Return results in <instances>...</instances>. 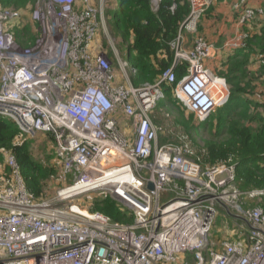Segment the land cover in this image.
Masks as SVG:
<instances>
[{
  "label": "built area",
  "instance_id": "2783aa9c",
  "mask_svg": "<svg viewBox=\"0 0 264 264\" xmlns=\"http://www.w3.org/2000/svg\"><path fill=\"white\" fill-rule=\"evenodd\" d=\"M161 1L150 0L153 11ZM186 1L188 16L168 44L172 65L157 82L134 86L137 70L106 30L112 0H35L29 19L38 32L26 47L12 32L22 11L0 0V118L22 139L53 140L51 181L60 187L51 199L34 197L2 152L0 264H264V210L241 200L264 190L238 189L233 158L204 162L183 136L161 143L167 131L151 119L183 64L173 94L199 120L229 99L226 80L206 65L215 48L197 34L214 0ZM241 2L242 27L263 15ZM247 38L242 31L224 48L241 49ZM95 193L119 202L132 223L75 204Z\"/></svg>",
  "mask_w": 264,
  "mask_h": 264
},
{
  "label": "trees",
  "instance_id": "16d2710c",
  "mask_svg": "<svg viewBox=\"0 0 264 264\" xmlns=\"http://www.w3.org/2000/svg\"><path fill=\"white\" fill-rule=\"evenodd\" d=\"M117 1V12H109L107 16L112 33L120 46L125 48V58L137 70V75L131 78V82L134 86L153 84L158 81L162 72L172 65L173 54L168 44L177 35L180 25L188 16L189 5L186 0H162L159 8L153 11L150 0ZM34 2L35 0H2V5L20 8L23 13H27V7H32ZM252 26L246 24L242 27L248 34L245 46L234 51L224 64L223 70L214 71L226 80L229 99L224 106L216 110L214 129L209 132L211 138L215 137L212 142H208L207 153L204 154L205 151L197 149L194 144L191 133L194 124L190 119L184 117L176 127L177 133L191 143L193 150L196 149L195 152L202 155L204 162L217 164L233 158L236 184L240 191L264 190V102L260 98V90L264 88V64L259 59L260 55H264V28L259 35L253 33ZM23 30L26 28L15 30L16 36L19 37ZM199 36L206 40L201 34ZM33 41L24 46H30ZM255 56L258 58L252 65L257 67H249L250 60ZM185 67L183 64L175 68V83L185 74ZM175 83L162 87L164 102L170 105L172 99L180 105L173 94ZM156 112L153 110L152 118ZM206 121H200L196 129H202L203 125H207ZM153 122L159 125L158 121ZM182 136H161L160 142L175 140L174 143H178ZM3 151H9L14 156L27 191L38 199L44 198L45 184L52 179L51 175L55 174L54 166L47 167L32 158L29 139H22L13 123L0 118V156ZM84 205L81 204L88 211L99 212L119 224H131L133 221L126 208L106 194L93 197L90 204ZM260 206L264 210V197Z\"/></svg>",
  "mask_w": 264,
  "mask_h": 264
},
{
  "label": "rangeland",
  "instance_id": "374dc122",
  "mask_svg": "<svg viewBox=\"0 0 264 264\" xmlns=\"http://www.w3.org/2000/svg\"><path fill=\"white\" fill-rule=\"evenodd\" d=\"M216 1L217 0H214L212 2V4L207 8V10L203 13L202 18H201L199 24L197 25V34L198 35H200L199 34V32H200L199 26H200L202 20L204 19L206 14L210 11V9L213 7V5ZM241 3H242L241 0H239L238 3L233 6V9L238 8L241 5ZM112 4L114 6V8H112V9L117 11V8L119 6L118 1L112 0ZM32 7H33V5H32ZM32 7L31 6L27 7V9H29V12H27V13L22 12L24 17L22 18L21 21L13 24V27H12V32L15 35V39H16L17 43L22 47H26V46H24V44L28 45L30 42H32L34 40L35 36L37 35V32H38L36 27L32 26V23L30 22V19H29V13H30ZM18 9L22 11V9H20V8H18ZM108 13H109V9H106V11H105V23H106L107 33L111 39L116 40L115 43H117V46L121 52V56L125 58V48L120 46L119 41L116 39L114 34L111 32L110 19L107 16ZM23 27L26 28V30L21 31L19 34V37L16 36L15 30H17V29L19 30L20 28H23ZM100 40L105 46L106 41H105L104 35L102 33H100ZM263 57H264V55H263ZM215 70H216V68H215ZM261 93L262 94H260V98L264 99V88H262ZM245 98L250 101V99L248 97H245ZM175 99H176V97H175ZM176 100H178V99H176ZM164 101H165L164 99H161L154 108V110H156L157 112L153 115V118H151V119H152V122L155 121L157 123V121H158L159 125L155 124L154 122H153V124L157 125V126H162L163 128H166L167 132L163 135L164 137L167 135H170L171 137H177V136H182V135H179L177 133V130H176L177 124H179V122L181 123L184 120V117L186 119H190L191 123L194 124V128L191 132L193 134L192 138H193L194 144L197 145L196 146L197 149L205 151L203 153L206 154L208 142H212L213 141L212 139H214V137H215V136H213L211 138L209 135V132H211L214 129V115L216 114V111L213 114H211L210 117L206 118L207 125H203L202 129H196L201 120H199L193 113L188 111L186 109V107L179 100L178 101H179L180 105L176 101H174L173 99H172V101H173L172 105H170L169 103L167 104ZM165 104H167L166 107H164ZM29 141H30V153H31L32 158H34L36 161H39L40 163L45 164L47 167L53 168V166H54L53 165V157H54V142H53V140L47 136L39 135V137L36 138L35 140H29ZM170 142H175V140L170 141ZM195 151H196V149H195ZM54 172H55V174L58 172V168H55V166H54ZM55 174L53 173L51 175L52 179H53V176ZM59 189H60V187L56 186L50 180L49 182H47L45 184L44 195L47 196L48 199H51ZM97 194L98 193L87 196L84 199H82L81 201H76L75 204L79 205V203H81L83 205L85 204L84 206H86V205L91 203V200L93 199V197L102 196V194H100V195H97ZM241 200L243 202H245L246 205L250 209L257 207L258 205L261 204V201H262V199H259V197H247V198L241 197ZM222 214H223V212H222ZM226 219L233 220L235 222V219H232V218H226ZM218 223H223V219L219 220ZM213 234H214V236L216 235L215 232ZM210 238H213V235H211Z\"/></svg>",
  "mask_w": 264,
  "mask_h": 264
},
{
  "label": "crops",
  "instance_id": "0c3cea01",
  "mask_svg": "<svg viewBox=\"0 0 264 264\" xmlns=\"http://www.w3.org/2000/svg\"><path fill=\"white\" fill-rule=\"evenodd\" d=\"M238 1L239 0L216 1L199 26L200 34L215 48L214 55L208 59L206 63L207 67L213 69V71L223 70L227 59L235 53L234 51L224 48L225 43L243 31V28H241L242 26L238 23V17L243 9H233V6L237 4ZM247 6L252 9H262L264 11V0H248ZM248 24L253 25L251 29L254 34L258 33L260 35L261 30L264 28V13ZM257 58L258 57L255 56L250 60L249 67ZM252 67L257 66L252 65ZM260 91H262V89ZM262 100L264 101V99Z\"/></svg>",
  "mask_w": 264,
  "mask_h": 264
},
{
  "label": "water",
  "instance_id": "95a60500",
  "mask_svg": "<svg viewBox=\"0 0 264 264\" xmlns=\"http://www.w3.org/2000/svg\"><path fill=\"white\" fill-rule=\"evenodd\" d=\"M153 187H152V185H149V189H152Z\"/></svg>",
  "mask_w": 264,
  "mask_h": 264
},
{
  "label": "clouds",
  "instance_id": "9594fccd",
  "mask_svg": "<svg viewBox=\"0 0 264 264\" xmlns=\"http://www.w3.org/2000/svg\"><path fill=\"white\" fill-rule=\"evenodd\" d=\"M262 56V55H261Z\"/></svg>",
  "mask_w": 264,
  "mask_h": 264
}]
</instances>
